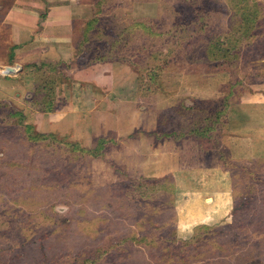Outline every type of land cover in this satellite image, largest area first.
I'll list each match as a JSON object with an SVG mask.
<instances>
[{
  "label": "rangeland",
  "instance_id": "1",
  "mask_svg": "<svg viewBox=\"0 0 264 264\" xmlns=\"http://www.w3.org/2000/svg\"><path fill=\"white\" fill-rule=\"evenodd\" d=\"M96 9L103 33L68 69L96 53L130 61L142 84L125 121L162 119L223 145L226 110L264 83V0H100ZM41 79L54 84L47 96L0 85V264H264V161H224L234 190L227 220L178 223L187 190L177 196L172 177L148 179L142 160L121 153L106 95L94 97L105 111L93 113L106 132L47 134L36 101L53 102L55 113L58 88L74 81L62 69ZM213 81L219 91L202 93Z\"/></svg>",
  "mask_w": 264,
  "mask_h": 264
},
{
  "label": "crops",
  "instance_id": "2",
  "mask_svg": "<svg viewBox=\"0 0 264 264\" xmlns=\"http://www.w3.org/2000/svg\"><path fill=\"white\" fill-rule=\"evenodd\" d=\"M99 1L0 0V71L4 70L5 77L1 78L0 74V85L11 84L15 90H20L17 95L22 98L25 91L24 94L33 95L40 71L59 65L71 75L74 83L58 88L60 93L64 90L65 95L61 96V102L58 92L59 109L55 113L38 110L42 114L36 119L39 128L47 129V134L52 132L51 128H68L74 132V138L79 135L88 138L89 134L94 136L97 131H105V125L95 126L93 118V113L105 111L94 98L104 93V99L116 109H111L117 120L110 124L108 133H113L117 142L125 141L121 153L142 160L141 168L148 179L172 177L177 196L187 190L188 199L182 196L184 202H176L177 222L194 220V227L198 228L227 220L234 203V190L224 161H264V83L261 91L244 93L228 108L222 124L223 145L214 140L204 143L192 133L183 138L182 128L172 129V124L162 119L156 124L147 120L131 124L124 117L135 106L133 97L138 91L135 89L138 76L129 66L97 63L83 67L76 65L72 69L67 67L80 59L77 37L82 36L87 22L96 17ZM135 6L136 3L133 16ZM11 68L12 73H8ZM214 83L219 84L213 81V87L202 93L218 92ZM90 88L93 97L89 101L84 95ZM0 93L7 95L2 89ZM204 94L200 97H205ZM157 109L165 110L160 106ZM147 112V115L152 113ZM163 127H169V131L161 130ZM177 131L179 134L174 135ZM152 140L157 148L151 152L148 144Z\"/></svg>",
  "mask_w": 264,
  "mask_h": 264
},
{
  "label": "trees",
  "instance_id": "3",
  "mask_svg": "<svg viewBox=\"0 0 264 264\" xmlns=\"http://www.w3.org/2000/svg\"><path fill=\"white\" fill-rule=\"evenodd\" d=\"M100 22H101V20H100V12L98 11L97 14H96V17L93 20H91L90 22H87V24L85 25L83 33H82V40H79L77 42V50H78V55L80 57H82L84 55L85 50H87V52L91 51L90 48H88V47L85 48L86 46L90 45L89 42L91 40V37L92 36H98L100 33L101 34L103 33V30L100 27ZM83 46H85V47H83ZM97 63H122L124 65L129 66L135 73L139 74L138 70H136L135 65L132 64L130 61H125L123 59L121 60V59H119L117 57H112V58L104 57V56H101L99 53H96L95 56L92 55V59L89 60L87 65H85V66H90V65H93V64H97ZM60 70H61V68L59 67V65L50 66L47 69H42V71H40V73L38 74L37 80H36V89H37V91L39 89L40 93L43 92L45 96L49 95V93L52 92V90H53L54 84L53 83L49 84V81H45V83L42 84L41 83V80H42L41 78L45 77V79H46V74L53 73V72L56 73L57 71L60 72ZM141 84H142V81L138 80V86H139L138 89L140 88ZM46 98L48 99V97H46ZM52 101H53V98H52ZM36 102H37L36 104H37L38 108L42 112H44V113L54 112L55 105H53V102H51L49 100L47 101L46 99L38 100ZM226 108H228V107H226V106L224 107V112L227 111ZM28 129L31 130V127H28ZM191 130H190V133H188V134L186 133V134L187 135L191 134ZM168 134H170V133H168ZM177 134H179V131H177V133L174 134V135H177ZM184 134L185 133L181 134V136L183 138L185 137ZM194 135H196L199 138V134H198L197 130H195ZM249 173L252 174L251 171H249Z\"/></svg>",
  "mask_w": 264,
  "mask_h": 264
},
{
  "label": "water",
  "instance_id": "4",
  "mask_svg": "<svg viewBox=\"0 0 264 264\" xmlns=\"http://www.w3.org/2000/svg\"><path fill=\"white\" fill-rule=\"evenodd\" d=\"M12 71H13V69L11 68V69H8V73H12Z\"/></svg>",
  "mask_w": 264,
  "mask_h": 264
}]
</instances>
